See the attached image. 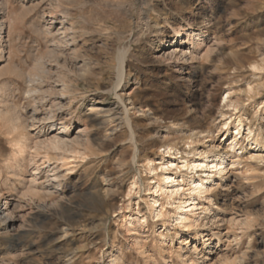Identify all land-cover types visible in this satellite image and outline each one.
I'll return each instance as SVG.
<instances>
[{"label":"rangeland","instance_id":"374dc122","mask_svg":"<svg viewBox=\"0 0 264 264\" xmlns=\"http://www.w3.org/2000/svg\"><path fill=\"white\" fill-rule=\"evenodd\" d=\"M4 86L29 142L13 176L0 119V264H264V0H0Z\"/></svg>","mask_w":264,"mask_h":264},{"label":"bare ground","instance_id":"6f19581e","mask_svg":"<svg viewBox=\"0 0 264 264\" xmlns=\"http://www.w3.org/2000/svg\"><path fill=\"white\" fill-rule=\"evenodd\" d=\"M2 3V2H1ZM146 4V3H145ZM62 15H64V14H62ZM49 33V32H48ZM74 43H76L75 41H73V39H72V45L74 44ZM68 44V43H67ZM75 50V49H74ZM52 51H54V50H52ZM54 53V52H53ZM72 53H73V51H72ZM50 54V53H49ZM48 54V55H49ZM53 55V54H52ZM71 56V55H70ZM123 54H122V52L119 54V56H118V58H117V82L115 83V85L113 86V89L114 90H116L119 86H120V84L121 83H123L124 82V79H123V75H122V64H123ZM73 58V57H72ZM69 60V59H68ZM67 63V62H66ZM83 64V67H86V64H84V62L82 63ZM71 66V65H70ZM82 66V65H81ZM80 66V67H81ZM80 67H79V69L78 70H80ZM81 70H84V69H82L81 68ZM42 71H41V68L37 71V73L36 74H34V75H32V77H30V81L31 82H33V81H35V76H36V78H37V75H39L40 73H41ZM86 72H88L87 71V69H85L84 70V73L86 74ZM80 73V72H79ZM83 73V72H82ZM82 73H80V74H82ZM84 73L81 75V77L83 78V80L85 79V77H84ZM89 73V72H88ZM86 76V75H85ZM27 79H29V78H27ZM26 79V80H27ZM47 80H49V78L47 79ZM45 82V81H44ZM46 83V82H45ZM51 83V82H50ZM50 85V84H49ZM123 85H124V87H127V83L126 84H124L123 83ZM48 86V85H47ZM5 87L6 86H4L2 89H0V95L2 94V92L3 91H5ZM123 88V87H122ZM46 89V88H45ZM48 89V88H47ZM51 89V88H50ZM53 90V89H52ZM49 90H47L46 92H48ZM36 92V91H35ZM34 92V93H35ZM29 93V92H28ZM31 93V92H30ZM49 93V92H48ZM46 94V93H45ZM50 94H52L51 92H50ZM48 95V94H47ZM31 96H33V95H30V97ZM46 96V95H45ZM118 96V98L120 99V100H123L124 101V98H125V96H124V94H119V95H117ZM0 98H1V96H0ZM226 98H227V96L226 97H224L223 98V102H225L226 101ZM35 99V98H34ZM41 99V98H40ZM41 101V100H40ZM8 102L5 100V99H0V119L7 125V127H8V132H7V134L8 135H14V138L12 139L13 140V145H14V148H15V150H14V156H13V158H12V162H13V165H11L9 168H10V170H11V172H12V174H13V176L15 175H17L16 174V172H15V170H17V171H20L21 169H20V165H21V161H22V157L21 156H23V154H24V152H25V149L28 147V142H29V140H28V136H27V134H26V132H27V128H28V126L29 125H27L26 123H24L18 116H17V114H16V112H14L9 106H8V104H7ZM57 105H59V103L57 104ZM56 105V106H57ZM14 106V105H13ZM95 107V105H90V108L88 109V112H87V115H88V117H90V118H93V121L94 122H97L96 120V118L97 117H92V114L93 113H95V114H101V116H100V124H103V122L104 123H106L109 119V117H110V115H108L107 113L109 112V110H101V109H93ZM34 110V109H33ZM138 112H143V111H141V109H139L138 110ZM33 113H35V112H33ZM124 113H127V111L126 110H124ZM143 114H145V113H143ZM96 116V115H95ZM112 116H114V114H112ZM53 117V116H52ZM50 119L51 118H49V119H39V121L41 122V121H44V120H46V121H50ZM118 119V118H117ZM121 121H120V123H123V121H122V119H120ZM125 122H126V124H128V120H125ZM124 122V123H125ZM43 123V122H42ZM51 125H52V123H51ZM51 125H49V126H51ZM224 126H227L228 125V123H224L223 124ZM51 127H54L53 125L51 126ZM129 127V126H128ZM240 127H241V123H240V121H238L237 122V125H236V128H235V134H234V137L232 138V140H233V142L236 140V137L240 134ZM71 128V126L69 125V123L67 122V121H63V122H61L60 123V128L59 129H57L58 131H57V133L56 134H54V136H52V137H50V138H48V139H44L43 141H40V142H37L35 145H36V147H38V149H43V150H45V154H44V156L47 158L48 157V151H52V152H54L56 155H58V154H60V152H70V153H76V152H74L73 150H69L70 148L69 147H71L72 145H74L75 144V142H76V140L74 139V140H70L68 137H67V135H68V133L71 131L72 132V130L70 129ZM20 129H22V131H25L23 134H19V131H20ZM129 129H130V131H132L131 130V128L129 127ZM83 131V130H82ZM248 131H250L249 129H248ZM249 133H251V131L249 132ZM60 135H62L61 137H60ZM77 137H80V135H79V131L77 132ZM79 140V139H78ZM78 143H79V141H78ZM29 149H31V147L29 148ZM166 149H169V150H171L172 148L171 147H166ZM262 157H261V155H257L256 157H254V159H261ZM225 159V157L224 156H219L216 160H214V162H213V166H212V168H214V169H217V166H220V164L222 163V161ZM47 160H53L54 161V159H47ZM220 161H221V163H220ZM36 163V162H35ZM55 163V162H54ZM152 164H153V162L151 161V160H148L147 161V166H148V172H153L154 173V171L156 170H154V169H152L151 167H152ZM205 163L202 161V162H200V163H198V164H193V165H191V166H188V164L186 163L185 164V161L182 163V166H181V168H194V169H203L204 167H206V165H204ZM13 166H15L17 169H13L14 167ZM221 168V167H220ZM168 169V166L166 165V166H160L159 167V170L160 171H166ZM220 170V172L219 173H221L222 171H224V168L223 169H219ZM69 171V170H68ZM164 173H162L161 174V177H159V184H158V188H161V185L162 184H165V183H167L168 181H169V179H171L170 177H168V176H164L163 175ZM36 175V172H34L33 174H32V176H35ZM65 176V175H64ZM55 177V176H54ZM35 180V177L33 178V180L31 179V181H34ZM55 180H58V178L56 177L55 178ZM198 183H196L195 184V186L192 188V189H190L191 191H190V193H189V195H191V193H193V192H195V191H198V193L199 194H201V193H204L205 191H207V189H204L203 187H202V185H200V184H202L201 183V180H198L197 181ZM50 184V183H49ZM59 184V183H58ZM178 188L177 189H172L171 191H168V193H169V196H171L172 194H176L177 192H178ZM48 193V192H47ZM52 193V192H51ZM189 201H190V199H189ZM186 202H182L181 203V205L180 206H177L176 207V209L177 210H179V212L177 213V218H176V221H178V223H180V224H182V226H186V224H187V222H189V218H187V217H185V216H183V212H184V210H183V208H184V206H182L183 204H185ZM4 204H5V207L3 208V209H0V226L1 227H3V230H5L6 232H7V230L8 229H10V228H12V225H13V216H12V214H11V211H9V206H10V203L8 204L7 203V200H5L4 201ZM11 210V209H10ZM11 242V241H10ZM14 242V241H13ZM13 245V244H12ZM194 248H195V246H194ZM195 251H197V249H195Z\"/></svg>","mask_w":264,"mask_h":264}]
</instances>
